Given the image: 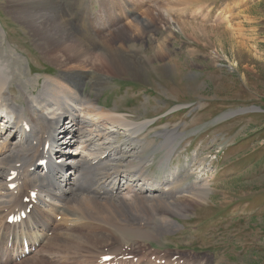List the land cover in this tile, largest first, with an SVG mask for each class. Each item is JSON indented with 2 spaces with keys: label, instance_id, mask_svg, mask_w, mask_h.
<instances>
[{
  "label": "rangeland",
  "instance_id": "obj_1",
  "mask_svg": "<svg viewBox=\"0 0 264 264\" xmlns=\"http://www.w3.org/2000/svg\"><path fill=\"white\" fill-rule=\"evenodd\" d=\"M180 1L60 0L62 22L67 19L77 29L93 27L103 40L101 51L106 44L129 51L124 57L127 66H123L120 61L100 58L99 46L88 54L91 59L66 51L50 52L51 46L36 35L46 18L27 22L17 13L29 1L0 0V59L13 56L6 90L13 102L25 106L23 90L39 94L45 81L55 78L59 87L69 83V93H88L92 104L103 110L96 113L103 112V117L117 112L134 123L147 121L137 137L120 134L117 139L109 138L111 142L101 150L130 145L134 157L146 161V174L175 173L179 202L176 210L142 212V225H130L131 220L98 214V220H89L85 212L64 216L68 212L62 204L42 197L41 207L34 206L32 211L52 230L46 231L48 236L35 251L15 263L10 254H4L8 248L2 247L4 232L0 230V250L4 248L0 264H94L108 254L104 250L115 252L123 247L132 248L138 257L136 264H149L151 255L166 261L177 255L186 264H264V0ZM112 3L114 7L106 6ZM131 21L138 24L133 27ZM135 51L142 62L133 55ZM78 70L84 73L80 79L72 73ZM96 122L104 125L106 120ZM90 129L97 130L95 126ZM172 129L180 134V144L163 167L159 165L166 151L160 148L162 133ZM69 135L65 136L68 142ZM99 136L96 131L82 134L86 152H97L98 148H90L92 139ZM76 145L65 151L78 152ZM55 159L61 162L59 156ZM106 164L128 171L137 165L115 158ZM114 170L110 166L107 175L112 177ZM103 174L91 178L99 181ZM16 181L14 189L8 187L12 181L6 190L21 185V180ZM193 184L199 187L195 193L191 192ZM28 188L27 184L22 192ZM3 197L0 203L4 205L7 197ZM93 198L94 194L81 195L85 208L96 214ZM27 204L16 208L24 209ZM0 212L2 222V208ZM22 225L15 230L24 241ZM24 230L26 234L27 227ZM58 236L64 240H55ZM36 238L29 239L34 244ZM52 251L56 253L47 254Z\"/></svg>",
  "mask_w": 264,
  "mask_h": 264
},
{
  "label": "bare ground",
  "instance_id": "obj_2",
  "mask_svg": "<svg viewBox=\"0 0 264 264\" xmlns=\"http://www.w3.org/2000/svg\"><path fill=\"white\" fill-rule=\"evenodd\" d=\"M27 1H29L27 2V6L22 5L17 14L22 15L30 23L36 22L39 18H46L47 22H44L45 25L39 26L38 29L36 28V35L41 40L45 39L47 44H49L48 46H51L50 52L66 51L77 58L85 56V59H91L92 57L88 54L93 53L95 47L99 46V50L102 47L100 43L103 44V40L96 34L93 27L82 26L77 29L70 27L67 19L65 23L62 22L63 15H61L59 9L60 0ZM106 6L114 7L115 5L112 3ZM131 22L133 27L138 24V22ZM107 33L109 36L112 35L113 29ZM55 45H61V47L55 48ZM102 49L99 54L100 58H106L111 62L120 61L124 64L123 66H127L128 60L124 57L129 51L121 47L111 48L108 44ZM133 53H135L133 55L137 57V61L142 62V57L136 51ZM12 58L13 56L8 54L5 60L0 59V110L4 109L10 112L9 115H0L1 118H8L5 122H0V184L3 185V188L0 189V195L7 197L2 208L3 211L7 209L6 211L10 214L17 206L24 205L21 200H18V196L27 184L30 190L37 192V199L47 197L46 201L62 204L64 210L68 212L63 213L64 216H77L85 212L84 214H87V216L84 217L89 220H98V214L110 219L116 218L120 219V221L126 219L125 221L131 220L136 222H132L130 225H142L140 223L142 222V212L143 214H147V212H156L158 209H179L178 198L175 196L177 192L174 186L177 179L175 173H168L167 176L166 174L165 176L146 174L144 169L146 161L134 157V147H130V145H126L125 147H122V144L116 146L109 145L101 150L105 144L111 142L109 138L117 139L120 134L129 138L131 136L137 137L141 133V130L148 125L147 121L134 123L117 112H108L109 116L103 117L100 114L103 112L96 113L97 110H101V107L92 104L91 99L88 97L69 93V90H72V88L69 87L68 82H66L67 85L62 84V87L57 86L60 83L55 78L45 81L39 94H28L23 90L22 95L25 106H18L13 102L12 97L6 93L9 76L12 73L10 70V60H13ZM72 73L78 76L79 79L84 75L83 71L79 70L78 72L72 71ZM77 105L82 107L79 109L75 107ZM62 117L64 118V130L70 134V141H66L67 139L65 140V137L62 136V132H58L55 141L51 143L54 155L59 154L58 156L61 158V164L54 162L50 163L47 169H41L36 165L37 161L41 158L49 137L53 135V131L57 128L56 123L58 124V121ZM99 119L106 120L103 123L105 127L102 124H97L96 121ZM24 120H28L30 124L29 129L22 126ZM106 125L111 126V128L106 127ZM92 126H95L97 130L90 129ZM85 131H88L89 134H92L94 131L100 133L99 138L92 139L90 149L93 147L98 148L95 154L93 152L88 153L85 150L87 142L82 140V134ZM162 135L164 139L160 144V148L166 151L163 159L159 161V165L165 166L169 163L171 155H173L180 144V140H177L180 134L176 129H172V131H164ZM73 144H77L74 151L78 150V152L74 154L66 152V148L70 150L69 145ZM114 158L117 161L127 160L129 165L136 162L137 165H133L136 168L133 171H128L125 168L120 169L121 166L118 165L106 164L113 162ZM110 166L115 168L112 177L107 175V170ZM32 167L34 169L31 171ZM13 170H17L18 174L13 180L8 181V176ZM123 170H126V172H123V175L118 173ZM102 172L104 174L99 178V181L97 180L98 183L94 182L91 176H99ZM18 179L21 180V185L13 191H9L8 188L6 190L5 186L8 182ZM85 179L87 185L90 184L88 189L87 185L82 187V182ZM141 180H145L143 186H148L147 189L142 188ZM152 187H158L161 191H147ZM127 188L131 190V194L122 195L121 191ZM192 188L191 192L195 193L199 187L193 184ZM99 189H102V193L98 192ZM182 190L184 189H180V192ZM86 194H94L93 199L98 208L96 214L87 210L81 201V195ZM28 215H31L28 219L34 220L37 227L40 226L44 230L47 229V224L36 218L32 209ZM99 218L101 219L100 216ZM23 222L24 220L19 224H23ZM135 232L143 231L137 229ZM19 233L17 234L19 235ZM24 238L23 240L26 241ZM54 239L64 240L60 236L54 237ZM29 241V248H31L34 244L32 239H29ZM36 242H39L38 238H36ZM3 250L4 248H1L0 254L5 251L4 254H10L9 258L12 257L11 252L8 253L9 249ZM21 252H23V248ZM54 253L56 252L52 251V253L49 252L47 254ZM4 256L7 257V255Z\"/></svg>",
  "mask_w": 264,
  "mask_h": 264
}]
</instances>
